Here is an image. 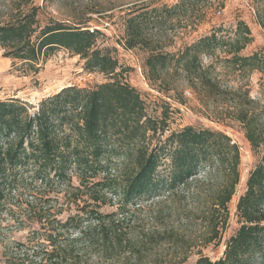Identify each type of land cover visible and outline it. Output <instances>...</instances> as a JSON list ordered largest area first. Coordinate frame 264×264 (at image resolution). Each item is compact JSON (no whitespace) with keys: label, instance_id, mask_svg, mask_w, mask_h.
<instances>
[{"label":"trees","instance_id":"obj_1","mask_svg":"<svg viewBox=\"0 0 264 264\" xmlns=\"http://www.w3.org/2000/svg\"><path fill=\"white\" fill-rule=\"evenodd\" d=\"M37 16L33 6L0 25L5 56L36 71L42 58L65 48L85 59L86 69L111 80L91 88L65 87L44 98L33 114L19 98L0 101V199L14 172L31 170L37 193L27 200V211L44 230L6 246L3 263L181 264L198 241L206 245L219 239L240 181L239 146L223 131L192 125L165 136L167 119L151 116L141 92L118 79L119 61L96 47L97 30L64 22L38 30ZM242 25L236 38L224 40L213 32L177 55L154 49L145 63L148 80L166 90L171 89L167 71L182 67L208 109L211 103L220 105V111L212 110L216 117L238 121L252 148H263L237 204L242 224L224 256L212 262L201 255L196 264L264 259V103L251 96L247 80L242 83L254 70L264 75V52L239 54L252 41ZM127 34V47L149 45L140 16L128 20ZM217 49L230 55L224 60L240 74L237 87H223L212 65H203L200 54ZM52 191H65L68 203L76 204L66 220L58 217L62 209L52 211L53 205L45 204L51 198L43 200ZM105 205L115 210L100 211ZM184 221H201V234L188 238ZM170 248L168 257L164 251Z\"/></svg>","mask_w":264,"mask_h":264},{"label":"rangeland","instance_id":"obj_2","mask_svg":"<svg viewBox=\"0 0 264 264\" xmlns=\"http://www.w3.org/2000/svg\"><path fill=\"white\" fill-rule=\"evenodd\" d=\"M38 8V30L48 23L64 22L72 26L97 30L96 47L110 53L119 61L118 79L135 86L146 101L148 113L156 118L167 119L169 135L185 126L210 128L223 131L235 142L241 153L240 181L235 194L229 202V220L226 229L216 241L201 245L198 241L191 248L186 261L181 264H196L203 255L212 262L224 256L228 240L237 233L242 218L237 210L239 198L246 191L250 172L259 163L263 148L255 150L245 136L242 125L235 120L220 121L216 116L221 107L218 104L206 106L200 95L190 86L182 67L172 66L167 80L171 89L152 84L147 78L146 59L154 49L173 54L181 53L185 46L208 36L213 32L224 40L236 38L241 27L248 26L252 41L239 53L251 55L256 51L264 52V2L262 0H0V25L13 21L31 7ZM143 20L144 33L149 45L139 44L129 48L125 45L128 20ZM138 20V19H137ZM230 57L222 49L213 55L200 54L204 66L212 65L219 75L223 87H237L240 74L234 71L232 64L224 59ZM34 71L21 61L4 55L0 46V101L19 98L30 106V113L38 109L39 103L68 86L91 88L111 80L99 70L85 68V59L72 51L59 48L52 55L42 58ZM250 89L253 98L264 103V75L254 70L248 79L242 80ZM173 86V87H172ZM15 180L5 186L4 197L0 199V258L6 246L14 242L27 240L30 232L40 229V224L29 215L28 199L37 191L30 178L31 170L19 169L14 172ZM73 185H78L76 176ZM37 185H39L37 183ZM39 195V194H38ZM46 198V199H45ZM51 198L45 204L52 211L62 209L58 217L62 220L76 212V204L68 203L65 191H52L43 200ZM83 204V201L80 202ZM102 212H112L115 207L102 206ZM201 221L191 224L183 222L188 238L198 236L203 227ZM40 232L44 230L40 229ZM174 249L164 251L170 257ZM2 264L3 260L1 261ZM252 264H264L257 258Z\"/></svg>","mask_w":264,"mask_h":264}]
</instances>
